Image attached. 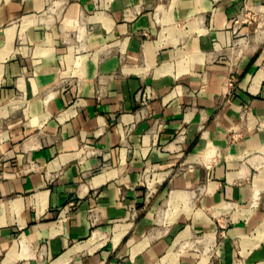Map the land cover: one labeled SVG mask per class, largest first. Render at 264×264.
Segmentation results:
<instances>
[{"label": "crops", "instance_id": "0c3cea01", "mask_svg": "<svg viewBox=\"0 0 264 264\" xmlns=\"http://www.w3.org/2000/svg\"><path fill=\"white\" fill-rule=\"evenodd\" d=\"M0 264H264V0H0Z\"/></svg>", "mask_w": 264, "mask_h": 264}]
</instances>
